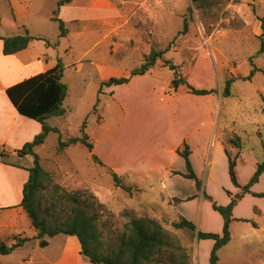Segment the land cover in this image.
Returning <instances> with one entry per match:
<instances>
[{
    "label": "rangeland",
    "instance_id": "obj_1",
    "mask_svg": "<svg viewBox=\"0 0 264 264\" xmlns=\"http://www.w3.org/2000/svg\"><path fill=\"white\" fill-rule=\"evenodd\" d=\"M38 1L41 8L37 0L30 5L38 11L29 20L30 32H42L52 45L57 43L49 48L51 58L45 61V67L52 66L57 55L64 68L62 82L68 89L62 104L65 114L46 120L59 133L48 134L34 152L53 183L36 197L40 213L56 203L52 187L57 185L85 201L97 214L104 249L116 247L124 225L131 219L148 218L177 238L187 250L190 264L196 262L195 251L197 264H202L207 244L171 225L182 216L198 231L213 229L216 223L212 214L221 215L212 209L206 196L217 206L226 207L236 197L237 205L246 195L229 181L225 150L231 157L237 155V179L243 186L251 178L252 169L255 172L257 164L264 161V74L257 72L249 81L242 79L250 72L251 60L257 70L264 71V23L259 20L264 18V0H209L202 9L191 0H93L92 4L91 0H72L75 9L85 7L95 12L82 11L79 24L64 23L68 33L65 38L60 37L58 24L48 17L57 9V0ZM9 12L8 4L0 0V14L8 19ZM19 17L20 21L7 30L8 35L25 33L21 25L24 15ZM184 20L188 30L180 34ZM33 45L37 50L42 48L36 42ZM151 49L166 52L146 75L132 78L115 93L103 87L98 95L102 82L140 67ZM165 61L177 66V73L192 88L214 93L193 96L185 87L175 94L170 92L173 71ZM230 79L234 80L231 95L225 97ZM84 123L93 155L113 171L128 170L131 182L118 176L116 186L107 170L93 163L81 144L58 151L59 136L64 142L81 137ZM235 135L240 138V150L232 145ZM183 142L189 146L200 190L194 181L180 176L185 173L184 161L173 154L182 151ZM7 163L14 164L10 160ZM26 165L33 167V158ZM168 169L172 177H180L168 179ZM253 190L264 193V178ZM240 203L239 214L244 217L256 216L254 205L264 208V198L250 194ZM259 221L264 227V218ZM252 227V223L233 222L230 231L235 240L245 235L258 243L264 234H254ZM67 238L31 239V244L0 256V264H90L82 261L80 252L72 255L73 243L79 245L78 240L70 237L68 243ZM255 248L247 246L235 262L224 253L221 263L258 264L263 259L252 257ZM159 264L168 262L164 258Z\"/></svg>",
    "mask_w": 264,
    "mask_h": 264
},
{
    "label": "trees",
    "instance_id": "obj_2",
    "mask_svg": "<svg viewBox=\"0 0 264 264\" xmlns=\"http://www.w3.org/2000/svg\"><path fill=\"white\" fill-rule=\"evenodd\" d=\"M72 0H57V9L53 12L51 21L59 26L60 37H65L67 31L63 21L58 18L59 9L62 6L69 4ZM197 5V8L202 9L210 4L209 0H191ZM261 24L264 23V18L259 19ZM188 23L184 20L183 30L180 34L186 33ZM33 40H39L30 36L27 32L24 35H15L12 37H2V53L4 56L14 55L25 50ZM43 40V39H42ZM46 45L56 47L57 43L51 45L44 40ZM263 51V44L261 52ZM166 51L151 49L148 55L144 58L140 67L133 69L127 76L110 78L108 81L102 82L98 90V95L101 94L103 87L110 88L128 84L132 78L136 76L146 75L157 63L162 59ZM169 70L173 71V79L171 81V89L176 92L180 87H185L188 93L193 96H208L214 91L197 90L192 88L184 78L177 73V66L168 61L164 62ZM250 72L247 77L242 78L249 81L257 72L264 74V71H259L250 61ZM64 68L60 60L54 68L26 79L6 90V96L16 109L17 113L25 118L34 120L41 125L42 132L35 137L31 143L25 144L21 150L17 151L18 157L30 155L33 157L34 166L28 169L29 177L27 183L22 189L21 207L27 215L31 227L36 235L35 240H41L44 237L53 238L58 235L76 237L80 245V255L85 258L90 264H159L165 258L168 264H190L187 250L179 244L177 238L166 231L157 222L148 218L131 219L124 225L123 233L118 237L117 244L114 249H104L101 241L100 233L97 230V214L91 210V207L85 201H79L77 196L69 194L57 185H53L56 203L49 207L44 214H41L37 205L36 197L45 186L52 185V179L42 166L39 164V158L34 153V148L42 145L48 134L59 133L57 129L51 128L46 124V120L52 117H61L65 114L62 104L68 96L67 86L62 82ZM234 82L230 79L226 82L225 97L230 96L231 84ZM97 98V102H98ZM96 107H94L95 110ZM85 123L80 129L81 137L71 138L67 141H62L58 138V151L62 152L68 146L81 144L91 154L93 163L105 168L110 174L113 183L119 186L118 175L110 168L106 167L95 155H93V145L89 142L87 135L84 132ZM235 149H241V141L238 136H234L231 140ZM182 151L177 150L176 154L183 159L185 165V173L180 174L185 179L195 182V187L200 190L201 183L196 177L194 169L190 161V149L184 142ZM227 158V171L231 184L240 189L244 194H250L253 197L264 198V193H251L250 188L259 182V178L264 172V161L257 164L255 172L246 185L241 186L237 179L236 161L237 155H231L225 150ZM9 156L0 152V162L7 163ZM207 199L211 202L212 209L218 212L223 219V228L221 234L198 231L196 225L179 216L178 220L172 223V228L176 231H187L195 235L198 241L212 240L214 245L211 249L208 264H218V252L227 245L231 239L230 225L233 222H254L246 219H234L232 210L237 203L238 197L232 199L228 206L220 207L208 196ZM65 205V206H64ZM69 211H66V210ZM60 211L62 213H57ZM51 213V214H50ZM60 215V216H59ZM31 238H15L14 244L6 245L0 241V256H7L16 249L22 247Z\"/></svg>",
    "mask_w": 264,
    "mask_h": 264
},
{
    "label": "crops",
    "instance_id": "obj_3",
    "mask_svg": "<svg viewBox=\"0 0 264 264\" xmlns=\"http://www.w3.org/2000/svg\"><path fill=\"white\" fill-rule=\"evenodd\" d=\"M4 1L9 6L10 17H8L7 19L4 18L2 14H0V35L2 37H12L15 35H21V34L8 35L7 30L14 27L15 26L14 24H16L15 22L20 21L19 15L22 14L24 15V17L22 18L24 22H21V25H23V28L25 29V33L27 32L30 36L39 39L37 41L33 40L25 50L10 56L3 55L2 42L0 41V152L8 155L10 157L9 158L10 162L14 163V164H10V163L0 162V241L5 243L6 245L11 246L14 244L15 238L28 237L33 239V237H35L36 235L35 231L31 227L27 215L25 214V212L21 207L22 189L23 186L28 181V177H29L28 169L32 167V166H27L26 163H28L29 159H32L33 157L30 155L24 157H18L16 152L21 150L25 144L31 143L35 139V137L41 133V125L34 120H30L28 118L19 115L16 109L9 101V99L7 98L5 92L9 87H12L13 85H16L26 79H29L33 76L44 73L54 68L55 65L57 64V61L58 60L61 61V59L56 55L55 60L52 62V66L45 67V61L51 58L47 53L51 46L46 45L44 41L46 40L45 35L42 34V32H38V34H34L30 32L31 24H29V20L33 15L38 14V11H35V9L34 10L31 9L30 5L33 0H4ZM37 3H38V7L41 8L40 6L41 2L37 0ZM55 3H57V1ZM92 3L93 0H91V4ZM83 8L75 9L74 7H72V2H70L69 4L62 6L59 9L58 18L61 21H63V23L65 24L66 23L79 24L82 19L80 16L81 12L87 10L85 7ZM94 8L97 7L94 6ZM93 10L95 9L88 8L87 11L94 13L95 11ZM54 11L55 10H52L51 14L48 16L50 20L52 17L51 15H53ZM90 15H92V13ZM104 16L106 17L107 14ZM106 24H108V21L106 22ZM35 42L36 44H40L42 46L40 50H37V48L34 47L33 44ZM45 46L48 48L45 49ZM69 51L72 52L73 50H69ZM145 55L147 56L148 54ZM128 74L129 73L121 74L120 77L127 76ZM117 87L119 86L110 87L109 89L112 90L113 93H115L114 91L116 90ZM170 92L175 94L177 91L174 92L171 89ZM174 147L177 149L179 146H174ZM36 148L33 150L35 153L37 150ZM219 150L221 149L219 148ZM92 154H94V148ZM173 155L179 157L176 154V152ZM114 171L118 176H122L126 178L128 177L131 182L132 177L128 170H124L119 173L118 168H114ZM253 173L254 172L252 169L248 178L252 176ZM167 176L168 179H172V178L174 179L180 177V176L172 177L169 169ZM248 178L246 182L248 181ZM263 178H264V174L260 177L259 181L262 180ZM238 182L241 186H243V184H241V181L239 179ZM258 183L251 188V191L253 193H255L253 189L256 185H258ZM137 188L140 189L138 186ZM244 196L238 202L236 207L233 209V218L252 220L257 225L256 227H252L253 233L264 234V227L262 226L261 221H259V219L264 218V208L260 207L261 208L260 209L255 205L252 206L253 209L252 212L254 215H256L253 218L252 216L244 217L243 215L239 214L240 212L239 206L241 205L240 202L244 199ZM212 216L215 219V223H216L215 228L213 229L210 228L205 232L221 234L223 228V221L217 213H213ZM26 229L30 231L29 234L25 232ZM231 232L232 231H230L231 239L229 243L219 250L218 264H222L221 260L223 261L224 253H227L226 254L227 257L234 260L233 262H235V259L240 254L239 252L243 251L249 245L256 246L255 252L251 253L252 257L253 258L260 257L261 259H263V261L259 260L260 263L258 264H264V238L259 239L258 243H254L253 241L249 240L245 235L240 236L238 240H235L236 236L233 232L232 233ZM68 237H69L67 238L68 243H70L72 239L70 238L71 236ZM32 242L33 241L31 240L29 242H26L24 245L31 244ZM202 243L207 244L206 253L205 255L203 254L202 264H208L210 252L214 245V242L212 240H203ZM227 248L230 251H226ZM73 249L75 250H72L73 251L72 255L78 256V253L80 252V245H77V243L74 242ZM194 258L196 261L195 264H197L198 253H196V251ZM81 259L82 261L85 260L86 262H88L85 258L84 259L81 258ZM58 264H65V263H63V261H60Z\"/></svg>",
    "mask_w": 264,
    "mask_h": 264
}]
</instances>
